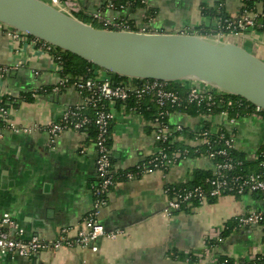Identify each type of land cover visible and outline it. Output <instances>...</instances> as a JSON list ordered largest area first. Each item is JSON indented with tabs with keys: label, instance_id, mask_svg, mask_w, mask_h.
Listing matches in <instances>:
<instances>
[{
	"label": "crops",
	"instance_id": "obj_1",
	"mask_svg": "<svg viewBox=\"0 0 264 264\" xmlns=\"http://www.w3.org/2000/svg\"><path fill=\"white\" fill-rule=\"evenodd\" d=\"M77 1L79 11L74 15H80L77 17L80 20L92 24L94 14L99 13V22L127 20L138 29L148 25L146 8L152 7L156 10L150 24L153 32L192 33L189 30L201 25L217 26L218 19L203 13L205 6L218 4L231 18L239 16L244 6L243 0H147L146 8L132 9L110 7V0ZM217 36L264 59V33L260 30ZM1 66L8 69L0 74V108L8 110L10 123L28 131L8 128L0 109V229L13 233L22 228L26 237L39 235L48 240L66 229L73 237L93 208L98 184L97 150L88 129L66 130L52 143L47 126L69 106L80 104L83 96L66 84L62 68L43 44L30 36L15 40L0 23ZM111 110L113 166L119 171L131 169L157 151L153 120L144 112L118 102ZM169 120L187 130H198L207 124L211 128L233 129L236 148L249 159H254L264 144V118L256 115L242 116L230 123L222 115L176 111ZM175 141L196 145L184 132L177 134ZM196 168L213 169V161L205 155L187 157L166 171L153 170L134 179L119 180L98 215L106 231H122L115 238L100 237L87 246L41 251L31 257L5 254L0 261L2 264H206L212 256H227L241 264L244 259L264 254V233L258 225L234 228L222 236L225 223L231 218L249 211H264V199L259 193L224 194L187 211L164 213L167 186L191 180ZM5 213L14 219L15 227L7 228L2 222ZM94 245L97 250L92 249Z\"/></svg>",
	"mask_w": 264,
	"mask_h": 264
},
{
	"label": "built area",
	"instance_id": "obj_2",
	"mask_svg": "<svg viewBox=\"0 0 264 264\" xmlns=\"http://www.w3.org/2000/svg\"><path fill=\"white\" fill-rule=\"evenodd\" d=\"M141 1L147 6V0ZM48 2L62 12L72 16H75L74 14L79 11L77 0H48ZM248 2H253V5L249 6L247 4ZM243 4L245 7H243L241 14L232 19H225V25H220L219 23L221 28L236 34H242L246 30H260L264 33V16L262 18L259 17L263 15L264 0H243ZM109 6L115 7L113 0H110ZM94 17L99 19V13H95ZM153 18L147 19L148 25L139 27L140 31L153 32L154 29L150 27ZM101 21L107 28L111 26L114 27L111 29L130 30L126 21ZM1 25L5 29L6 34L15 40L29 36L13 27ZM34 39L38 41V39ZM43 46L48 51L52 48V45L46 42ZM54 58L59 63V67L63 69L57 58L55 56ZM7 69V67L1 66L0 74L3 75ZM96 74L95 77L89 78L77 77L73 81H70L68 75L65 76L66 84H70L79 90L83 96V101L80 104L69 106L58 120L47 126V132L50 135V141L52 143L66 130L81 131L91 123H94L96 126L97 134L93 142L97 150L96 170L98 184L94 190L92 210L84 218L82 226L73 237L69 235L66 229L52 240H48L39 235L26 237L25 231L22 228L17 229L15 234H12L9 229H0V260L5 254L12 257H31L41 251H56L62 247H72L74 245L87 246L97 238H115L122 233V231H106L98 220L101 209L107 203V195L119 181L116 175L117 170L112 163L111 147L109 145L111 123H113L114 119L111 107L118 101L125 102L130 98L141 101L145 97L150 96L159 109L153 120V124L155 128V140L161 144L158 145L157 151L151 155L149 163L137 164V171H128L124 180L134 179L153 170H168L180 160L187 158L188 149H176L169 154L162 146V143L168 141L174 142L176 134L185 128L182 124H172L169 120L170 115L178 111L175 108L182 104L183 99H186L190 103H196L198 106L209 111L208 113H202L200 115H222L230 123H234L239 118L229 116V111L233 107L249 106L242 97L235 100L227 98L224 95L227 93L198 81H184L189 85V90L185 98H183L179 92L169 89L166 81L143 79L139 84H135L131 80L115 84L106 72L97 70ZM90 106L95 109L93 117L85 113ZM0 109L8 128H12L15 131H19L20 129L28 131V128H21L14 123H10L8 121V110L5 107H1ZM132 109L137 110V108ZM213 110H217V112L214 113ZM261 110L260 107H256L255 111L249 115H256L263 118L262 114H260ZM192 131L195 133L193 137L195 146L206 145V152L202 155L207 156L213 161L212 170L216 177L210 181L212 189L209 194L211 196L219 197L227 193L235 195L234 192L242 194L248 191L257 192L264 199V174L262 172L233 175L231 180L226 178V172L228 170L233 169L236 164H241V161L232 160L229 156L231 150L236 148L235 132L233 129L227 127H202L198 130L192 129ZM216 157H222L223 160H215ZM261 166H264V161L261 162ZM166 193L168 195L167 204L164 209L166 215H172L174 212L181 210L183 204L189 205L192 199H198L200 202L208 200V194L201 186H195L193 188H166ZM237 219L239 226L258 225L264 233V211H249L248 213L237 216ZM2 222L8 223L10 227H15L14 220L9 213L4 214ZM219 239H222V236H219ZM92 249L97 250L98 247L94 245ZM251 258L255 260L257 256ZM199 259L201 258H197V260ZM219 259L220 257L212 256L206 264H219ZM0 264H2L1 261Z\"/></svg>",
	"mask_w": 264,
	"mask_h": 264
},
{
	"label": "water",
	"instance_id": "obj_3",
	"mask_svg": "<svg viewBox=\"0 0 264 264\" xmlns=\"http://www.w3.org/2000/svg\"><path fill=\"white\" fill-rule=\"evenodd\" d=\"M0 23L111 73L198 81L264 110V59L220 36L99 28L48 0H0Z\"/></svg>",
	"mask_w": 264,
	"mask_h": 264
},
{
	"label": "trees",
	"instance_id": "obj_4",
	"mask_svg": "<svg viewBox=\"0 0 264 264\" xmlns=\"http://www.w3.org/2000/svg\"><path fill=\"white\" fill-rule=\"evenodd\" d=\"M115 7L116 8H123L126 6H130L132 7V9H136L139 7L145 8L147 7L144 3H142L141 0H113ZM246 2V1H245ZM249 6L253 5V2H248L247 3ZM246 4V7H247ZM245 7V6H243ZM243 9V8H242ZM147 19H150L152 17H154L156 15V10L152 7H147ZM203 13L206 16L211 17L212 19H218V22L220 23V25H225L226 21L225 19H230V15L224 10L223 7H218V4H214L212 6H205V8L203 9ZM263 15H260L259 17L262 18L264 16V9H263ZM80 15H77V17ZM232 19V18H231ZM99 20V19H98ZM121 21H126L129 25V29L130 30H134V31H140V29H138L137 27L134 26L133 22L131 21H127V20H121ZM92 25H94L95 27H99V28H107L106 26L103 25L102 21H97V18L93 17V19L91 20ZM219 23L217 24V26H213L212 24L209 25H201L199 27L193 28L191 30H189L192 33H198L201 35H210V36H217L218 34H220L221 32L225 33L228 32L225 29H222L221 26L219 25ZM109 28H114V27H109ZM32 37V36H30ZM34 38V37H32ZM39 43L44 44V41L38 40ZM50 52L57 58V60L61 63L62 67H63V74L66 76L68 75L70 78V81L75 80L77 77H82V78H89V77H95L96 71L97 70H102L104 72H106V74L111 78V80L115 83V84H119L121 82H126V81H132L135 84H139L141 81H143V79H139V78H129V77H125V76H121L115 73H111L108 72L104 69H101L100 67L88 62L87 60L81 58L78 55L72 54L70 52H67L61 48L58 47H54L52 46ZM167 87L171 90H175L177 92H179L183 98H185L186 93L189 90V85L186 84L184 81H170L167 82ZM227 98L230 99H238L240 98L239 96L236 95H232V94H224ZM27 99H31L30 96L27 97ZM247 104H249V106H236L233 107L230 111H229V116L230 117H241V116H247L251 113H253L256 109V106L249 103L248 101L244 100ZM120 104H126L127 106L131 107V108H137L138 111L144 112L145 116L148 118H152V120H154V118L157 115L158 112V106L156 105L155 101L150 97H145L144 99H142L141 101H137L134 98H130L125 102H120L118 101V105ZM175 109H177L178 111H183L185 113H189L192 115H200L202 113H208V110H205L203 107L198 106L196 103H190L188 102L186 99H183V102L180 106H177ZM213 112H217V110H213ZM87 115L93 117L95 114V109L90 106L88 107V109L85 112ZM260 114H262L263 118H264V110L260 111ZM112 126L113 123H111V130H112ZM209 127L208 124L204 126V128ZM84 129H88L90 131L91 134H93V140L97 134V128L94 125V123L89 124L88 126H86ZM184 132V135L186 137H190L193 138L195 136L194 131L192 130H187V129H183L182 131H180L179 133ZM177 133V134H179ZM176 134V135H177ZM214 138H216L214 136ZM110 140L111 137L109 138V145H110ZM158 145H160V142H157ZM162 146L165 148V150L167 152H169V154L176 150V149H188V153H187V157H195V156H199L202 155L206 152V145H198V146H190V145H186L185 143H183L182 141H168L165 143H162ZM232 160H237V161H241V164H236L235 167L231 170H228L226 172V178L228 180H231V177L233 175H245L247 173H258V172H262L264 174V166H261V162L264 161V144L262 145V147L259 150L258 155L254 158V159H249L247 158L245 152H242L240 150H238L237 148H234L231 150L230 155H229ZM112 158V156H111ZM151 159V156L147 157L144 161H142L139 164H147L149 163V160ZM215 160H223L222 157H216ZM128 171H133L136 172L137 171V166L133 167L131 169H126V170H122L119 171L117 170V179L118 180H124L125 179V175ZM166 171V170H164ZM216 176L214 175V172L212 169H201V168H196L193 170V177L191 180L184 182V183H178V184H171L168 185L167 188H181V187H188V188H193L195 186H201L204 188L205 192L208 194V201H214L217 197L216 196H211L209 193L212 189V184H211V179L215 178ZM248 192V191H246ZM235 196H240L242 194L238 193V192H234ZM257 193V192H255ZM230 194V193H227ZM200 203V201H198V199H192L191 203L189 205L187 204H183L182 209L179 211H176L174 213H178V212H182V211H187L189 210L192 206L198 205ZM241 227L239 226V222L237 217H233L230 220H228L225 223V229L223 230L222 236H227L234 228H238ZM189 259L192 260L193 256L190 254L188 255ZM264 264V256L259 255L257 256V258L255 260H242L241 264ZM219 264H236L235 260L233 258L227 257V256H220L219 259Z\"/></svg>",
	"mask_w": 264,
	"mask_h": 264
}]
</instances>
